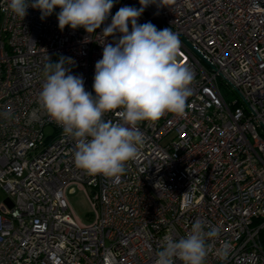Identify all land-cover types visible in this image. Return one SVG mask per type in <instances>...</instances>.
I'll use <instances>...</instances> for the list:
<instances>
[{
    "label": "built area",
    "instance_id": "built-area-1",
    "mask_svg": "<svg viewBox=\"0 0 264 264\" xmlns=\"http://www.w3.org/2000/svg\"><path fill=\"white\" fill-rule=\"evenodd\" d=\"M7 2L0 0V264H153L163 238L185 237L197 219L219 231L205 264H264V0H163L145 9L139 24L172 28L213 67L180 37L179 62L194 73L185 113L139 124L146 143L118 183L77 168L74 141L37 103L48 56L71 57L72 73L93 92L103 25L61 31L59 9L41 20L29 7L22 20L5 11ZM125 5L140 7L114 0L106 23ZM72 184L92 191L87 222L67 199ZM225 242L226 261L217 255Z\"/></svg>",
    "mask_w": 264,
    "mask_h": 264
},
{
    "label": "clouds",
    "instance_id": "clouds-1",
    "mask_svg": "<svg viewBox=\"0 0 264 264\" xmlns=\"http://www.w3.org/2000/svg\"><path fill=\"white\" fill-rule=\"evenodd\" d=\"M139 4V8L120 7L110 23L106 21L114 0H8L5 8L22 20L29 7L40 11L41 20L59 9L61 31L68 26L91 34L103 25L105 43L95 64L94 95L86 91L83 76L72 73L71 57L53 61L48 56L37 103L74 141L75 166L87 175L117 183L146 143L139 124L156 122L166 113L182 116L193 94L194 73L178 59L180 35L172 28L158 29L150 21L138 23L148 6L164 7L163 0H139ZM108 113L118 120H105ZM205 227L197 219L185 237L165 236L153 264H205L209 241L219 235L217 228L206 231ZM230 249V242H225L217 249L218 257L226 261Z\"/></svg>",
    "mask_w": 264,
    "mask_h": 264
},
{
    "label": "rangeland",
    "instance_id": "rangeland-1",
    "mask_svg": "<svg viewBox=\"0 0 264 264\" xmlns=\"http://www.w3.org/2000/svg\"><path fill=\"white\" fill-rule=\"evenodd\" d=\"M219 86L227 99L234 97V94L223 82H220ZM66 195L72 207L73 214L78 216L83 222H87L93 218V206L91 203L92 191L90 187L85 190L72 184L67 188ZM5 197L6 193L0 189V198L4 199Z\"/></svg>",
    "mask_w": 264,
    "mask_h": 264
},
{
    "label": "water",
    "instance_id": "water-1",
    "mask_svg": "<svg viewBox=\"0 0 264 264\" xmlns=\"http://www.w3.org/2000/svg\"><path fill=\"white\" fill-rule=\"evenodd\" d=\"M180 37L183 39V41L188 44V46L205 62L207 63L210 67H213L204 57L203 55L198 52L183 36L180 35Z\"/></svg>",
    "mask_w": 264,
    "mask_h": 264
},
{
    "label": "trees",
    "instance_id": "trees-1",
    "mask_svg": "<svg viewBox=\"0 0 264 264\" xmlns=\"http://www.w3.org/2000/svg\"><path fill=\"white\" fill-rule=\"evenodd\" d=\"M263 237H264V234H263Z\"/></svg>",
    "mask_w": 264,
    "mask_h": 264
}]
</instances>
